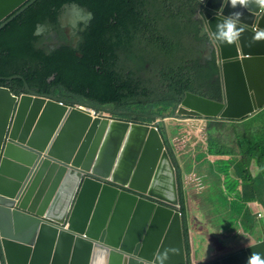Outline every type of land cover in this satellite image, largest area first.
<instances>
[{
	"label": "water",
	"instance_id": "obj_1",
	"mask_svg": "<svg viewBox=\"0 0 264 264\" xmlns=\"http://www.w3.org/2000/svg\"><path fill=\"white\" fill-rule=\"evenodd\" d=\"M36 1L0 0V31ZM199 1L224 97L189 91L175 116L252 115L264 107V40L254 42L250 27L264 29V9ZM233 11L243 13L237 27L244 31L229 45L215 31ZM25 85L21 94L0 86V264H247L253 252L264 259V237L203 262L190 256L169 133L93 117L81 106L91 104Z\"/></svg>",
	"mask_w": 264,
	"mask_h": 264
},
{
	"label": "trees",
	"instance_id": "obj_2",
	"mask_svg": "<svg viewBox=\"0 0 264 264\" xmlns=\"http://www.w3.org/2000/svg\"><path fill=\"white\" fill-rule=\"evenodd\" d=\"M66 4H77L93 17L80 30L76 48L68 42L51 48L45 35L62 31L59 16ZM199 8L198 0H37L0 31V86L20 94L27 82L39 93L135 115L175 113L188 91L222 100L215 54L203 62L209 36L196 17ZM40 27L47 30L39 33ZM188 38L197 45L187 47ZM13 75L23 77L10 79ZM208 119L207 152L228 155L237 145L243 157L249 153L233 167L243 178L240 198L264 201V184L246 170L255 158L264 176V109L241 120ZM217 190L214 211L227 209V194L220 186ZM237 214L247 230L254 229L256 215Z\"/></svg>",
	"mask_w": 264,
	"mask_h": 264
},
{
	"label": "clouds",
	"instance_id": "obj_3",
	"mask_svg": "<svg viewBox=\"0 0 264 264\" xmlns=\"http://www.w3.org/2000/svg\"><path fill=\"white\" fill-rule=\"evenodd\" d=\"M229 2H230V6L233 9H237V8H245V9H247L250 4H255L258 9H264V0H229ZM66 5H69V4H66ZM75 5H77V4H75ZM205 10H206L205 6L203 4H201V2H200V8L197 11V16L196 17L202 21L204 27H205V24H204L203 18L200 15V13L201 12H204ZM87 13L89 14V12H87ZM242 16H243V13L241 11H233L228 16V18L226 20H224L222 22H219L217 24L216 31H215L216 39L218 41L222 42V43H227L229 45L233 44L240 37V35L244 31V29L237 27V22L241 20ZM92 17H93V15H92ZM89 20H88V22H89ZM88 22H87V24H88ZM83 26H84L83 29L85 30V25H83ZM250 29L253 30V31H255V33L252 36V40L254 42L255 41H262V40H264V29H261V30H258L257 31L256 24L253 27H250ZM84 30H81V31H84ZM205 30L207 32L206 27H205ZM79 36H80V34H79ZM208 36H209V39L205 42V45H204L205 48L203 49L202 55L205 53V49H206L207 54H208V57L207 58L209 60H211L214 57V54H215L216 59H217V63H218V58H217V55H216L215 50H213V49H211V48H209L207 46V44L211 41L209 33H208ZM80 39H81V36L79 38V41H80ZM79 41L77 43H75V44H77L76 46H74L72 43L71 44L73 45V47L76 48L78 46ZM57 46H59V45H55L53 47L50 45L51 48H55ZM208 50L210 51L211 55L208 53ZM78 53H80V52H78ZM202 58H203V62L205 63V61H204V58H205L204 55H203ZM146 65L148 66L149 64L147 63ZM219 76H220V69H219ZM221 82H222V80H221ZM222 90H223V85H222ZM42 94H48V93H42ZM50 95H52V94H50ZM56 96H59V95H56ZM202 96H204V95H202ZM59 97H61V96H59ZM223 97H224V91H223ZM61 98H64V99L68 100L69 102H76L77 101L78 103H76L75 105H79L81 103L90 104V103H87V102H84V101H80V100H78L76 98H72V99L71 98H65V97H61ZM222 100H218V101H222ZM72 105H74V104H72ZM91 105H93V106H86V105H81V106L85 110H87L93 117L110 118V119H121V120H127V121H132V122L133 121H137V122L149 123L152 126L157 127L162 133H165V132L166 133H169V136H170L169 142L171 144L172 151H173V153H174V155L176 157V162L178 164V169H179L180 185H181V189H182V199H183V211H184V215H185V219H186V227H187V234H188V239H189L190 256H193L194 257V260L195 259L197 260V258L195 257V254H194V238H195V232L196 231L194 229L193 220H194L195 215L193 213H190L189 212L188 203H187V199H188V196L187 195L189 194V187H188V181H187V178L189 177V163H188V161L192 165L196 164V165L208 166L209 168L212 167V166H214L215 164H218V166H222L226 170V173L225 172L222 173V176L226 179V182H227L226 186L229 187L228 186V181L231 180V179H234L237 182L234 190H231L230 191L229 189H226V191L227 192H236L237 185H240L241 186L243 184V178L241 176H238V175H236V174L233 173V167H234V164L236 162H240V161H243V160L246 161V159L248 158L249 153L245 157H243L242 154H241V152H240V150H239V147L237 145H234L235 146L234 153H230L228 155H211V154H209L207 152V132L209 130H212V128L211 129L208 128V121H211L208 118L215 119V120H218V121H221V120L222 121L241 120V119H243L245 117H252V116L256 115L257 113H259L260 111H262L264 109V107L261 108V109H259L256 113H254L252 115H246V116H244V117H242L240 119H220V118H216V117H206V116H202V117L186 116L185 118H183L182 116H175V113L177 112L178 108H177L176 112L175 113H172V114L171 113H163V114H158V113H142L140 115H135V114H122V113H119L115 109H113L112 107H111L112 109H110V110L107 109L110 106H99V105H94V104H91ZM179 105H178V107H179ZM100 107H106V108H100ZM154 114L158 115V118H157L156 121H154L151 117L146 116V115H154ZM170 119H175V120H179V121L191 120V121H193L195 123L200 122V124L197 126L196 129L198 131H200L201 137H203L202 138V141L201 140H198V139H192L189 142V149L191 151L190 154H189V156L191 158L187 159V157H184L185 158V161H184L185 164L183 166H182V163H181V158H180L181 156H180L179 152H177L175 150V147H174V144L178 142V139L183 134V132L182 133H179L175 137H173L171 135V131H170V128H169V123L167 122V121H170ZM191 121H189V122H191ZM201 123L206 124V127L202 128V124ZM185 129L188 130V126ZM194 142H195V144H194ZM196 157H200L201 158L199 162H195L193 160ZM226 157H228L229 160H227V161L222 160V159H224ZM244 161H243V163H244ZM252 164H254L256 166V173L255 174H254V172L252 170ZM218 170H220V169H218ZM246 170L250 172V173L248 172V174L251 175L252 179H256L257 180L259 186L264 184L263 179H260L259 180V178H264V176L262 177L260 175V168H259V165L257 164L255 158L252 160V162L250 164L248 163V165H246ZM181 174H182V179H181ZM206 182L208 184H212L213 187H214V190L215 191L213 193L212 204L215 205L218 202V199H217L218 190L217 189H218V186H220V185L217 184V183H215L214 181L208 182L206 180ZM241 189H242V186H241ZM241 192H242V190H241ZM241 195H242V193L240 194V196ZM254 202H258L259 206H254V205L252 206V203H254ZM240 203H246L248 205H251L252 208H256V210H254L255 212L254 213L252 212V214L254 216L256 215L257 222H256V225H255L254 229L249 230V232L253 236V240H252V242H250L247 245L243 246V247H246L249 244H252V243H255V242L261 240L264 237V224H259V222H258V219H264V204L262 202H260V201H257V199L256 200H251V201H244V200L241 199V202ZM214 205H213V208L215 209V206ZM258 207H263V208L262 209H259ZM224 212H226V213H232V215L235 217V219L240 221V216H239V219H238V217L236 215L237 213L230 212L228 210V207H227V209L224 210ZM225 223H226L225 225H228V226H221V225L218 226V225H216L214 223H213V226L216 227L217 229L221 230V233H223V234L226 235V233L228 232V230H227L228 227L230 228V232L229 233H231V231H232L233 228H235V229L240 228V227H236L235 224H238V225L241 224V222L240 223L236 222L235 224H231L229 220H227ZM258 226H261V229H257ZM243 247H241V248H243ZM241 248L239 247L238 249H241ZM238 249H230V250H227V251H225L223 253H227V252L234 251V250H238ZM223 253H218V254H216V255H214L212 257H216V256L221 255ZM165 258H166V256H165ZM197 262H198V260H197ZM247 264H264V259H261V255L259 253L253 252L248 257Z\"/></svg>",
	"mask_w": 264,
	"mask_h": 264
},
{
	"label": "rangeland",
	"instance_id": "obj_4",
	"mask_svg": "<svg viewBox=\"0 0 264 264\" xmlns=\"http://www.w3.org/2000/svg\"><path fill=\"white\" fill-rule=\"evenodd\" d=\"M172 26L173 24H168ZM184 27V26H182ZM197 43L193 41L192 39L188 38L186 40V46L187 47H195ZM191 120L186 121H179L175 119H170V121H167L169 123V128L171 131V135L175 137L177 134L182 133L178 139V142L174 144L175 150L179 152V154L183 157H187V159L191 158L189 156L190 149H189V142L192 139H198L202 141L201 133L196 128L200 124V122L195 123L193 121L189 122ZM204 123V122H203ZM202 124V128L206 127V124ZM188 126V130L185 128ZM184 130V131H183ZM199 132V133H198ZM199 148V147H198ZM216 167H218V164H215L212 167L208 166H202L197 165L195 172L201 174V178L198 177V175L192 170L189 171V177L187 178L188 181V187H189V193L193 195L196 199H203V203L201 204L204 211L207 213L206 219L209 226V229L213 227V223L216 225L221 224V226H228L225 225L226 221L229 220L231 224H235L236 222L240 223L239 220H236L235 217L232 215V213H226L224 210L214 211L212 199H213V193H214V187L212 184H208V182H216L220 185V187L224 190V193L226 189L234 190L237 182L234 179H231L228 181V186H226V179L222 176L223 170L219 167L220 170H218ZM214 171V173H213ZM206 179V180H205ZM259 224H264V219H258ZM229 234L230 228L228 227ZM221 236L225 238V234L221 233ZM248 240H253V237H250ZM203 244L198 241V237L194 238V249L196 251V255L199 256L200 247ZM239 244H236V247H238Z\"/></svg>",
	"mask_w": 264,
	"mask_h": 264
},
{
	"label": "crops",
	"instance_id": "obj_5",
	"mask_svg": "<svg viewBox=\"0 0 264 264\" xmlns=\"http://www.w3.org/2000/svg\"><path fill=\"white\" fill-rule=\"evenodd\" d=\"M195 144V142H194ZM181 156V155H180ZM181 158L182 166L185 164V158ZM200 157H196L193 159L195 162L200 161ZM222 160H229L228 157L222 159ZM189 171L193 169L195 172L196 164L192 165L189 161ZM252 170L254 174L256 173V166L252 164ZM196 173V172H195ZM197 174V173H196ZM199 178H201V175L197 174ZM202 179V178H201ZM241 186L237 185L236 192H223V196L227 194L229 198L228 210L233 213H238L239 211H246L250 210L251 212H255L256 208H252V206H259L258 202H254L251 205H248L246 203H240V194H241ZM216 195V194H215ZM187 203H188V209L190 213H193L195 215L193 223H194V229H195V237H198V241L202 243L203 245L200 247V254L199 256H196V251L194 249L195 257L197 258L198 262L205 261L206 259H209L210 257L218 254L223 253L230 249H238L239 247H243L247 245L248 243L252 242V240H248L250 237H253L252 234L247 230L242 224L238 225L235 224L236 227H240L238 229L233 228L231 233L228 235H225V238L221 236V230L217 229L216 227H212L209 229L208 223H207V213L204 211L202 207L203 199H196L191 195L190 193L187 195ZM264 204L263 200H257ZM218 203H216L214 206H216ZM259 209H262L263 207H258ZM238 219L239 216L236 214ZM257 229H261V226H258ZM236 244H239L238 247H236Z\"/></svg>",
	"mask_w": 264,
	"mask_h": 264
},
{
	"label": "flooded vegetation",
	"instance_id": "obj_6",
	"mask_svg": "<svg viewBox=\"0 0 264 264\" xmlns=\"http://www.w3.org/2000/svg\"><path fill=\"white\" fill-rule=\"evenodd\" d=\"M70 8H65L63 7L61 12H60V16L59 19H61L60 21V25H61V32H57V31H51V33H47L46 39H47V43L50 44L52 47L55 45H60L61 43L64 42H69L72 43L73 45L75 43H77L79 41L76 40L77 38H80L79 36V32L80 30H83L84 26L86 25L89 18H88V13L86 11L83 10V14L82 15H78L77 11L73 8H71L73 5L75 4H69ZM64 19V20H63ZM65 21V22H64ZM76 23V25H75ZM40 33L44 32L45 30H47L45 27H41L40 29ZM204 55V61H206L208 58V54L207 51L205 49V53ZM52 95H56V94H52ZM71 100V99H70ZM100 108H106V107H100ZM107 109H112L111 107L107 108Z\"/></svg>",
	"mask_w": 264,
	"mask_h": 264
}]
</instances>
